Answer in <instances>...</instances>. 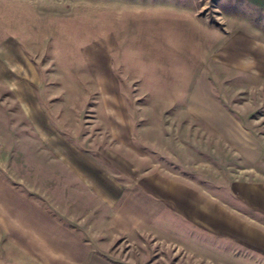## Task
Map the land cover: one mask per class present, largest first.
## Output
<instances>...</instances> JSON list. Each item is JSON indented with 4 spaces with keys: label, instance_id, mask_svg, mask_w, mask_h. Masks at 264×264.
I'll return each instance as SVG.
<instances>
[{
    "label": "rangeland",
    "instance_id": "374dc122",
    "mask_svg": "<svg viewBox=\"0 0 264 264\" xmlns=\"http://www.w3.org/2000/svg\"><path fill=\"white\" fill-rule=\"evenodd\" d=\"M0 264H264V0H0Z\"/></svg>",
    "mask_w": 264,
    "mask_h": 264
}]
</instances>
